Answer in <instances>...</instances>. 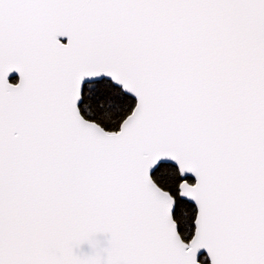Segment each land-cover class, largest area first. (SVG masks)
Instances as JSON below:
<instances>
[{
  "label": "snow or ice",
  "instance_id": "1",
  "mask_svg": "<svg viewBox=\"0 0 264 264\" xmlns=\"http://www.w3.org/2000/svg\"><path fill=\"white\" fill-rule=\"evenodd\" d=\"M0 264H264V0H0Z\"/></svg>",
  "mask_w": 264,
  "mask_h": 264
},
{
  "label": "water",
  "instance_id": "2",
  "mask_svg": "<svg viewBox=\"0 0 264 264\" xmlns=\"http://www.w3.org/2000/svg\"><path fill=\"white\" fill-rule=\"evenodd\" d=\"M194 179V178H193Z\"/></svg>",
  "mask_w": 264,
  "mask_h": 264
}]
</instances>
